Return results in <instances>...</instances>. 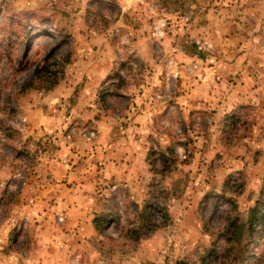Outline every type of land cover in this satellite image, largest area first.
Segmentation results:
<instances>
[{
    "label": "rangeland",
    "instance_id": "374dc122",
    "mask_svg": "<svg viewBox=\"0 0 264 264\" xmlns=\"http://www.w3.org/2000/svg\"><path fill=\"white\" fill-rule=\"evenodd\" d=\"M264 0H0V264H264Z\"/></svg>",
    "mask_w": 264,
    "mask_h": 264
},
{
    "label": "trees",
    "instance_id": "16d2710c",
    "mask_svg": "<svg viewBox=\"0 0 264 264\" xmlns=\"http://www.w3.org/2000/svg\"><path fill=\"white\" fill-rule=\"evenodd\" d=\"M250 231L262 235L264 232V189L262 190L260 201L250 210Z\"/></svg>",
    "mask_w": 264,
    "mask_h": 264
}]
</instances>
